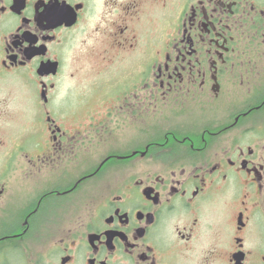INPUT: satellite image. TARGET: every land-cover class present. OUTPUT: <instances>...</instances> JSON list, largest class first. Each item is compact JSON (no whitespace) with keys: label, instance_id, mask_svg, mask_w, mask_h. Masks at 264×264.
Returning <instances> with one entry per match:
<instances>
[{"label":"flooded vegetation","instance_id":"af4514ba","mask_svg":"<svg viewBox=\"0 0 264 264\" xmlns=\"http://www.w3.org/2000/svg\"><path fill=\"white\" fill-rule=\"evenodd\" d=\"M0 264H264V0H0Z\"/></svg>","mask_w":264,"mask_h":264},{"label":"rangeland","instance_id":"374dc122","mask_svg":"<svg viewBox=\"0 0 264 264\" xmlns=\"http://www.w3.org/2000/svg\"><path fill=\"white\" fill-rule=\"evenodd\" d=\"M76 76L73 77V82H71L72 84V93L73 94H78V95H82L83 92L85 91L86 85L88 84V82L91 79V75L90 71H83L82 70H76ZM75 73V71H74Z\"/></svg>","mask_w":264,"mask_h":264}]
</instances>
